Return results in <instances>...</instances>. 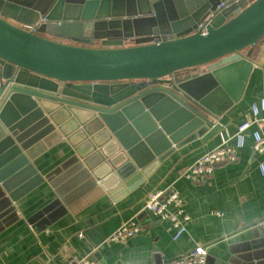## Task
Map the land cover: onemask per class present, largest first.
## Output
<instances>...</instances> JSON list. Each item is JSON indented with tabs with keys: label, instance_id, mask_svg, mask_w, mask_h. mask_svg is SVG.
Segmentation results:
<instances>
[{
	"label": "water",
	"instance_id": "water-1",
	"mask_svg": "<svg viewBox=\"0 0 264 264\" xmlns=\"http://www.w3.org/2000/svg\"><path fill=\"white\" fill-rule=\"evenodd\" d=\"M263 37L264 0H0V230L40 185L54 197L28 218L49 210L35 230L215 136ZM60 140L70 154L40 173L35 158Z\"/></svg>",
	"mask_w": 264,
	"mask_h": 264
},
{
	"label": "crops",
	"instance_id": "crops-1",
	"mask_svg": "<svg viewBox=\"0 0 264 264\" xmlns=\"http://www.w3.org/2000/svg\"><path fill=\"white\" fill-rule=\"evenodd\" d=\"M253 66L240 100L215 122L229 134L251 118L253 102L264 98V37L249 50ZM220 142L217 133L206 142L194 139L167 156L149 177L126 194H102L86 206L33 228L46 211L32 214L54 197L47 184L16 203L18 218L0 230V264H71L91 256L97 264H161L202 245L210 264H264V154L254 155L251 138L234 162L218 164L208 176L186 178L184 169ZM70 154L64 140L40 153L34 164L40 173L59 166ZM173 187L189 215L186 231L173 239L174 228L143 209L154 189ZM218 213V214H216ZM134 218L140 230L125 240L107 237L122 222Z\"/></svg>",
	"mask_w": 264,
	"mask_h": 264
},
{
	"label": "built area",
	"instance_id": "built-area-1",
	"mask_svg": "<svg viewBox=\"0 0 264 264\" xmlns=\"http://www.w3.org/2000/svg\"><path fill=\"white\" fill-rule=\"evenodd\" d=\"M237 2V0H230ZM227 2L221 1L217 8H224ZM212 14H208L205 19L196 23L193 31L204 32L205 25L211 19ZM46 21L45 16L41 17L32 25H23L24 28L32 32L39 24ZM249 111L251 118L242 122L236 131L229 134L226 130L218 132L220 142L209 151L202 154L191 165L187 166L182 175L186 178L203 177L212 173L218 164L234 162L237 152L245 144L247 136L251 138V151L254 155L264 154V98L251 103ZM260 172L264 174V165L259 163ZM143 209L151 213L160 220L169 221L173 228V239H177L186 231V224L189 215L184 210V204L179 192L173 187L164 189H154L146 197ZM218 214V213H216ZM140 230L139 224L134 218L122 222L107 237L110 241L125 240L133 237ZM71 264H97L91 256H83ZM161 264H210L207 261V250L202 245L194 246L185 254L163 262Z\"/></svg>",
	"mask_w": 264,
	"mask_h": 264
}]
</instances>
